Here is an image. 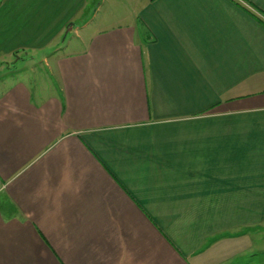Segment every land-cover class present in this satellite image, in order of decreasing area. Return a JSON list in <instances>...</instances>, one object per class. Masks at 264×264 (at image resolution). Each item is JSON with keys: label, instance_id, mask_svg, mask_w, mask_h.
<instances>
[{"label": "crops", "instance_id": "1", "mask_svg": "<svg viewBox=\"0 0 264 264\" xmlns=\"http://www.w3.org/2000/svg\"><path fill=\"white\" fill-rule=\"evenodd\" d=\"M235 1L0 0V264H264V0Z\"/></svg>", "mask_w": 264, "mask_h": 264}, {"label": "rangeland", "instance_id": "2", "mask_svg": "<svg viewBox=\"0 0 264 264\" xmlns=\"http://www.w3.org/2000/svg\"><path fill=\"white\" fill-rule=\"evenodd\" d=\"M91 10V9H90ZM97 10V7L92 8L91 11L95 13ZM101 15V14H100ZM98 22H95V24ZM74 25V26H73ZM83 24L81 22L77 24H70L66 31L57 38H52L49 41V44L46 48V51L42 52L37 50H26L25 52H21V61L18 62V59H15L13 63H11L9 66H6V69L4 72H2L4 75H10L8 73V70L10 69L11 72L16 73V71L19 72V74H22L23 76L28 73V76L31 77V72L34 66H39L40 62L46 57L50 56L51 54H54L58 52V50L62 49H69V51L77 49V43L79 40L76 37V34L74 31L69 32L70 27L72 26L73 29L80 28ZM16 69V70H15ZM8 77V76H7ZM32 78V77H31Z\"/></svg>", "mask_w": 264, "mask_h": 264}, {"label": "trees", "instance_id": "3", "mask_svg": "<svg viewBox=\"0 0 264 264\" xmlns=\"http://www.w3.org/2000/svg\"><path fill=\"white\" fill-rule=\"evenodd\" d=\"M236 2V4L238 5V6H241L244 10H246L247 12H249V10L248 9H246V8H244L239 2H237V1H235ZM250 14H252L255 18H257L258 20H260V22H262L263 24H264V21L263 20H261L260 18H258L256 15H254L253 13H251V12H249Z\"/></svg>", "mask_w": 264, "mask_h": 264}, {"label": "built area", "instance_id": "4", "mask_svg": "<svg viewBox=\"0 0 264 264\" xmlns=\"http://www.w3.org/2000/svg\"><path fill=\"white\" fill-rule=\"evenodd\" d=\"M237 1H240V0H237Z\"/></svg>", "mask_w": 264, "mask_h": 264}]
</instances>
